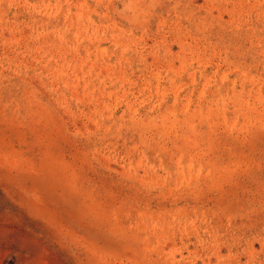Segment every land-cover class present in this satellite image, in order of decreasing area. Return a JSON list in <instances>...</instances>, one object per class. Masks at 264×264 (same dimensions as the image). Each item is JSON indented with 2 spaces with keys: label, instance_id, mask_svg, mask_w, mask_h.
<instances>
[{
  "label": "rangeland",
  "instance_id": "obj_1",
  "mask_svg": "<svg viewBox=\"0 0 264 264\" xmlns=\"http://www.w3.org/2000/svg\"><path fill=\"white\" fill-rule=\"evenodd\" d=\"M0 264H264V0H0Z\"/></svg>",
  "mask_w": 264,
  "mask_h": 264
}]
</instances>
